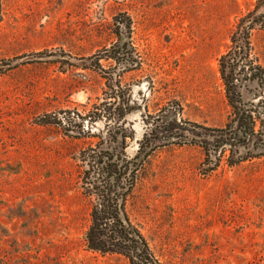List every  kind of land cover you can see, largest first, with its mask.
<instances>
[{
  "label": "rangeland",
  "instance_id": "1",
  "mask_svg": "<svg viewBox=\"0 0 264 264\" xmlns=\"http://www.w3.org/2000/svg\"><path fill=\"white\" fill-rule=\"evenodd\" d=\"M257 2L0 0V264H125L84 243L77 158L102 140L147 154L129 213L163 262L264 264V82L240 90L261 121L231 149L219 72ZM250 42L241 78L264 72V30Z\"/></svg>",
  "mask_w": 264,
  "mask_h": 264
},
{
  "label": "trees",
  "instance_id": "2",
  "mask_svg": "<svg viewBox=\"0 0 264 264\" xmlns=\"http://www.w3.org/2000/svg\"><path fill=\"white\" fill-rule=\"evenodd\" d=\"M261 8H264V0H258L254 10L238 19L231 36L232 44L219 60L225 97L231 109L225 128H238L225 134L228 140L224 144L231 149L248 146L250 139L257 136L256 123L261 121L260 112L246 109L240 90L255 81L263 85L264 72L258 65L253 68V74L241 78L242 74L238 71L241 63L244 64L252 54L251 33L256 27L264 30V20H259L263 13ZM130 21L128 18L127 29H130ZM122 50L123 47L113 45L106 53L113 52L111 59L119 61V57L127 53ZM121 117L118 114L117 118ZM219 132L225 133L224 130ZM100 143L84 150L77 158L79 189L89 206L88 225L84 233L87 251L102 257L117 258L125 264H166L153 250L129 213V202L139 182L147 154H143L142 146L131 157L124 150H116L110 140L105 142V146ZM212 156L215 157L208 152L207 160ZM251 159L239 157L237 162L228 163L233 167Z\"/></svg>",
  "mask_w": 264,
  "mask_h": 264
}]
</instances>
